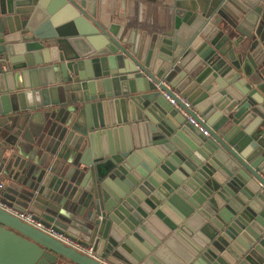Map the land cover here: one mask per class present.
I'll return each instance as SVG.
<instances>
[{"label": "water", "instance_id": "obj_1", "mask_svg": "<svg viewBox=\"0 0 264 264\" xmlns=\"http://www.w3.org/2000/svg\"><path fill=\"white\" fill-rule=\"evenodd\" d=\"M0 179V264H264V0H0Z\"/></svg>", "mask_w": 264, "mask_h": 264}, {"label": "built area", "instance_id": "obj_2", "mask_svg": "<svg viewBox=\"0 0 264 264\" xmlns=\"http://www.w3.org/2000/svg\"><path fill=\"white\" fill-rule=\"evenodd\" d=\"M162 95L165 98V100L167 101V103L172 105L174 108H176L186 118L188 123L190 125H192V127L196 128L203 135L207 134V131L203 128V126L200 123V117L197 115V113L194 112L193 115H189L188 113H186V109L190 107V104L183 96H181L178 92H176L172 89H170V93L162 92ZM2 188H3V183L0 179V189H2ZM8 211L13 213L15 216H17L22 221H24L28 224H31L37 228H41V229L45 230L46 232L52 234L53 236L65 241V242L72 243L68 239L64 238L61 234L54 233L49 228L43 227L38 221L34 220L31 217V214L29 212H16V211H13L11 209H8ZM81 250H83L85 252L90 251L89 248H82V247H81Z\"/></svg>", "mask_w": 264, "mask_h": 264}, {"label": "crops", "instance_id": "obj_3", "mask_svg": "<svg viewBox=\"0 0 264 264\" xmlns=\"http://www.w3.org/2000/svg\"><path fill=\"white\" fill-rule=\"evenodd\" d=\"M148 21H150V18H148ZM2 181V183H3V186H5V182H6V179H3V180H1ZM3 190V189H2ZM1 189H0V191H2Z\"/></svg>", "mask_w": 264, "mask_h": 264}]
</instances>
